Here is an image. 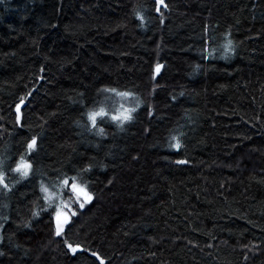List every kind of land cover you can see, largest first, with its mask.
I'll use <instances>...</instances> for the list:
<instances>
[{"label":"trees","instance_id":"trees-1","mask_svg":"<svg viewBox=\"0 0 264 264\" xmlns=\"http://www.w3.org/2000/svg\"><path fill=\"white\" fill-rule=\"evenodd\" d=\"M165 3L161 22L153 0H0V156L38 137L37 176L0 191V264H99L32 216L39 173L89 164L67 239L105 264H264V0ZM104 87L139 107L99 137L77 121L105 95L126 103Z\"/></svg>","mask_w":264,"mask_h":264},{"label":"snow or ice","instance_id":"snow-or-ice-1","mask_svg":"<svg viewBox=\"0 0 264 264\" xmlns=\"http://www.w3.org/2000/svg\"><path fill=\"white\" fill-rule=\"evenodd\" d=\"M155 11L161 13V8H167L165 0H153ZM134 15L141 22L144 16L139 11L134 10ZM161 13V22H162ZM226 34V43L222 45L224 53L234 51L233 41ZM215 51V49H213ZM211 55V53H209ZM206 58V57H205ZM161 65L157 64L155 71H160ZM43 71V69H41ZM31 92L20 96L15 102V122L21 124L24 113L23 108L27 105V98ZM112 94L119 97L126 103L119 104L114 110L110 111L106 102L111 98L105 95L103 100L92 102L91 106L85 105L81 116L84 123L77 121L78 126H82L86 131L99 136L105 137V125L114 124L119 130L124 129L126 123L134 119L133 113L139 107V100L131 90H119L112 87H104L97 90V95ZM82 95V94H81ZM170 147L179 149L180 141L178 136L171 137ZM38 149V137L32 136L24 142L23 151L15 158L0 156V191L10 192L19 183L29 178H35L38 170L35 167V154ZM183 163V161H180ZM93 165L81 167L79 169H69L68 171L57 170L54 178H45V173H39V193L43 205L39 206V211H33L32 216L37 217L43 212L48 216V225L52 230V235L61 239L67 250L75 255L78 251L88 252L89 249L83 247L80 243H72L67 239V233L76 224L78 212L90 204L94 199V193L90 191V180L88 174L92 172ZM13 182L9 183V177ZM111 183V181H109ZM75 206V207H74ZM7 207V205H4ZM2 219H7L6 217ZM30 221L24 223V227H30ZM2 227V225H0ZM2 240V237H0ZM0 255H3L0 252ZM99 264H105V260L96 251L91 252Z\"/></svg>","mask_w":264,"mask_h":264},{"label":"water","instance_id":"water-1","mask_svg":"<svg viewBox=\"0 0 264 264\" xmlns=\"http://www.w3.org/2000/svg\"><path fill=\"white\" fill-rule=\"evenodd\" d=\"M162 8H163V7H162ZM162 8H161V9H162ZM157 13H158V12H157ZM78 252H80V251H78ZM91 252H92V251L89 250L88 252H85V253H86L87 255L91 256ZM91 257H92V256H91ZM93 258H95V257H93ZM104 260H105V259H104ZM98 262H99V261H98ZM105 263H106V261H105Z\"/></svg>","mask_w":264,"mask_h":264},{"label":"rangeland","instance_id":"rangeland-1","mask_svg":"<svg viewBox=\"0 0 264 264\" xmlns=\"http://www.w3.org/2000/svg\"><path fill=\"white\" fill-rule=\"evenodd\" d=\"M1 207V206H0Z\"/></svg>","mask_w":264,"mask_h":264}]
</instances>
